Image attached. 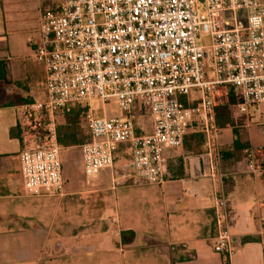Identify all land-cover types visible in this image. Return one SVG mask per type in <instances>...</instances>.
<instances>
[{
	"label": "built area",
	"instance_id": "2783aa9c",
	"mask_svg": "<svg viewBox=\"0 0 264 264\" xmlns=\"http://www.w3.org/2000/svg\"><path fill=\"white\" fill-rule=\"evenodd\" d=\"M32 54L45 71V94L18 106L24 193L62 195L57 127L81 103L89 130L80 144L84 174L111 168L124 145L135 177L162 185L164 150L182 147L187 133L202 134L217 159L215 107L229 89L236 114L264 103V0H61L57 11L41 13ZM97 100L115 101L123 115H95ZM242 160L247 173L264 176V147H245ZM215 210L213 249L228 257L234 247L223 199Z\"/></svg>",
	"mask_w": 264,
	"mask_h": 264
},
{
	"label": "crops",
	"instance_id": "0c3cea01",
	"mask_svg": "<svg viewBox=\"0 0 264 264\" xmlns=\"http://www.w3.org/2000/svg\"><path fill=\"white\" fill-rule=\"evenodd\" d=\"M60 5L0 0V67L10 80L0 79V264H264V176L247 173L242 160L245 147H264V103L220 126L217 159L202 134L195 151L184 141L166 148L162 185L135 177L124 145L111 168L86 176L77 144L60 151L62 195L24 193L18 106L44 98L45 71L34 69L32 49L41 13ZM81 128L89 136L83 121ZM222 148L239 158L222 164ZM219 199L234 247L228 257L213 249Z\"/></svg>",
	"mask_w": 264,
	"mask_h": 264
},
{
	"label": "trees",
	"instance_id": "16d2710c",
	"mask_svg": "<svg viewBox=\"0 0 264 264\" xmlns=\"http://www.w3.org/2000/svg\"><path fill=\"white\" fill-rule=\"evenodd\" d=\"M7 75L8 73L6 72V70L0 67V79L9 82L10 80L7 78ZM234 103L235 101L233 91L232 89H229L227 100L215 107L216 123L219 126H225L234 123V121H240L242 116L234 112ZM86 109V107L80 108L79 104L73 106L70 112L65 116V123L57 127V141L62 148L81 144L89 138L88 135L84 134L81 128L82 115ZM17 127L19 129V138L21 139L22 131L19 126ZM12 135L16 134H14V132L12 131ZM183 141L191 151H195L197 145L201 141V136L199 134H187L184 136ZM218 158L219 161L223 164L227 159H238L239 157H237V155L233 151L222 148L219 151Z\"/></svg>",
	"mask_w": 264,
	"mask_h": 264
},
{
	"label": "rangeland",
	"instance_id": "374dc122",
	"mask_svg": "<svg viewBox=\"0 0 264 264\" xmlns=\"http://www.w3.org/2000/svg\"><path fill=\"white\" fill-rule=\"evenodd\" d=\"M33 63V67L34 69H39L41 67V63L38 62L35 58L32 61ZM4 96V92L0 91V99ZM43 97L42 92L39 94V97L36 98L37 101L41 100ZM30 103V102H29ZM94 102H92L93 104ZM80 108H85L87 107V105L85 103H81L79 104ZM93 113L95 115H102V114H106L107 116H122L123 112L121 111V109L117 106V104L115 103V101H111L109 104H104L101 101L97 100L94 103V110ZM137 121L140 123V126L143 128L142 133H146L149 132L151 130V125H150V120L147 116V112L146 111H141L140 113L137 114ZM69 164L66 163L64 164L63 168L64 171H68Z\"/></svg>",
	"mask_w": 264,
	"mask_h": 264
},
{
	"label": "water",
	"instance_id": "95a60500",
	"mask_svg": "<svg viewBox=\"0 0 264 264\" xmlns=\"http://www.w3.org/2000/svg\"><path fill=\"white\" fill-rule=\"evenodd\" d=\"M226 15H227V16H230V15H231V13H230V12H227V13H226Z\"/></svg>",
	"mask_w": 264,
	"mask_h": 264
}]
</instances>
